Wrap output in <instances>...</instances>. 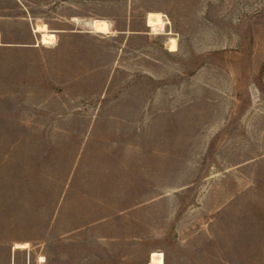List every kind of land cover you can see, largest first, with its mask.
Here are the masks:
<instances>
[{"label": "rangeland", "instance_id": "obj_1", "mask_svg": "<svg viewBox=\"0 0 264 264\" xmlns=\"http://www.w3.org/2000/svg\"><path fill=\"white\" fill-rule=\"evenodd\" d=\"M0 36V264H264V0H0Z\"/></svg>", "mask_w": 264, "mask_h": 264}, {"label": "bare ground", "instance_id": "obj_2", "mask_svg": "<svg viewBox=\"0 0 264 264\" xmlns=\"http://www.w3.org/2000/svg\"><path fill=\"white\" fill-rule=\"evenodd\" d=\"M165 21L163 20H152L151 21V27L154 31H158V30H162L165 27ZM92 29L94 30V32H98V33H110L111 32V26H110V22H108L105 19H94L92 21ZM34 30L37 32H40L42 34V42L43 43H49L51 41L54 40L55 38V34L52 30H50L48 28V26L46 24H39L36 27H34ZM0 42H1V36H0ZM169 46L171 50H176L177 47V41L175 38H170L169 40ZM17 244V243H16ZM19 244V243H18ZM18 246L22 247H26L27 244L26 243H20ZM163 254L160 252L158 253H153L152 254V258L151 264H162L163 263Z\"/></svg>", "mask_w": 264, "mask_h": 264}]
</instances>
